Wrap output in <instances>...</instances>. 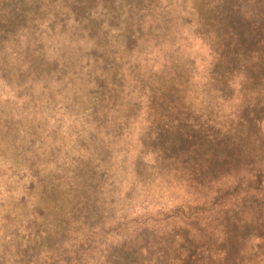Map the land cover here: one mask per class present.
<instances>
[{
	"label": "rangeland",
	"instance_id": "1",
	"mask_svg": "<svg viewBox=\"0 0 264 264\" xmlns=\"http://www.w3.org/2000/svg\"><path fill=\"white\" fill-rule=\"evenodd\" d=\"M213 2L0 0V264L24 254L43 260L94 222L134 226L141 205L163 230L183 223L165 212L193 200L192 191L151 171L150 153L140 154L153 148L141 142L146 122L170 104L217 132L244 104L264 100V82L249 80L262 68L257 58L215 69ZM252 132L247 146L264 156V134ZM140 157L144 186L131 183ZM84 238L71 264L98 257L93 234Z\"/></svg>",
	"mask_w": 264,
	"mask_h": 264
},
{
	"label": "trees",
	"instance_id": "2",
	"mask_svg": "<svg viewBox=\"0 0 264 264\" xmlns=\"http://www.w3.org/2000/svg\"><path fill=\"white\" fill-rule=\"evenodd\" d=\"M213 5L217 14L210 44L218 58L215 69L217 64L224 62L226 67H234L233 61L246 64L251 58H257L262 68L256 70L257 76H249V80L264 82V50H261L264 46V0H216ZM215 74L222 78L220 72ZM262 91L263 88L260 93ZM255 107L256 102H247L240 114L217 132L212 131L211 126L192 121L191 114L172 113L174 108L170 104L166 108L171 112L155 113L140 134L142 144L153 148L146 151L142 147L140 154L150 153L154 167L151 171L159 172V182L174 176L192 191L193 200L165 212L167 219L178 217L183 221H175L170 228L166 223V232L160 221L145 217L148 205H141L133 216L134 226L125 218L112 220L107 226L94 222L93 227L86 228L87 234H93L94 250H98L93 264H262L264 156L263 152L248 148L247 141L253 128L258 134H264V100ZM253 108L259 111H252ZM247 114L251 115V122ZM134 123L135 120L128 116V127ZM128 129L127 137L130 135ZM142 159L131 164L137 173V176L131 175V183L144 186L145 182H140L142 176H138ZM31 178H34L33 172ZM63 232L60 230L57 235ZM33 233L28 235L30 241ZM84 236L72 244L61 242L54 248H47L43 260L39 256L20 255L17 264H71L70 258L81 259L80 253L88 242ZM31 243L34 242L28 244ZM86 247L89 253L91 244Z\"/></svg>",
	"mask_w": 264,
	"mask_h": 264
}]
</instances>
